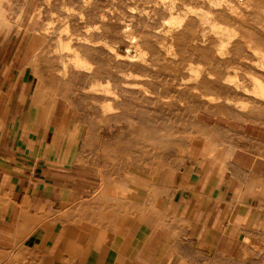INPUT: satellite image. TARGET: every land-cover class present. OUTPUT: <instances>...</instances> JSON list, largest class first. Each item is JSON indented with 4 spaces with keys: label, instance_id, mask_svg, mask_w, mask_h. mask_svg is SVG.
<instances>
[{
    "label": "rangeland",
    "instance_id": "rangeland-1",
    "mask_svg": "<svg viewBox=\"0 0 264 264\" xmlns=\"http://www.w3.org/2000/svg\"><path fill=\"white\" fill-rule=\"evenodd\" d=\"M0 5V65L27 68L41 103L71 132L73 174L89 190L118 193L121 207L133 185L157 190L193 156L227 163L264 140V0ZM75 53L87 64L77 66ZM184 249L196 263L163 264H264L260 233L231 255Z\"/></svg>",
    "mask_w": 264,
    "mask_h": 264
},
{
    "label": "crops",
    "instance_id": "crops-1",
    "mask_svg": "<svg viewBox=\"0 0 264 264\" xmlns=\"http://www.w3.org/2000/svg\"><path fill=\"white\" fill-rule=\"evenodd\" d=\"M41 103L27 68L0 65V264L196 263L264 234V140L213 163L193 156L121 207L72 168L71 132ZM70 152V153H69ZM140 183V181H138Z\"/></svg>",
    "mask_w": 264,
    "mask_h": 264
},
{
    "label": "bare ground",
    "instance_id": "bare-ground-1",
    "mask_svg": "<svg viewBox=\"0 0 264 264\" xmlns=\"http://www.w3.org/2000/svg\"><path fill=\"white\" fill-rule=\"evenodd\" d=\"M3 1V0H2ZM247 1H249V0H247ZM244 2H245V0H244ZM249 3V2H248ZM245 4V3H244ZM1 6V5H0ZM246 6V5H245ZM0 10L2 11V9H1V7H0ZM255 11V10H254ZM253 11V12H254ZM190 12V11H189ZM201 12V11H200ZM191 13V12H190ZM194 13V12H193ZM0 15L2 16V14L0 13ZM5 17V16H4ZM199 17V16H198ZM209 18V17H208ZM177 20V19H176ZM209 20V19H208ZM207 21V20H206ZM210 21V20H209ZM201 22V21H200ZM182 23V20L180 21V23L179 24H181ZM175 28V27H174ZM169 33V32H168ZM134 39V38H133ZM135 40V39H134ZM134 43H136V42H134ZM226 46V45H225ZM64 48L65 49H70V47H69V44H66V45H64ZM136 49H137V53L138 54H140L141 55V58H142V56H144L145 55V53L143 52V50L137 45L136 46ZM220 49H221V47H220ZM224 49V52H225V48H223ZM223 49H221L222 51H223ZM224 52H222V56H224L225 57V55H223L224 54ZM74 53V52H73ZM221 52H220V50H219V53L218 54H220ZM135 54V53H134ZM262 54L264 55V52H262ZM221 55V54H220ZM219 55V56H220ZM74 56H75V58H74V61H75V63L77 64V66L78 65H80L79 63H81V62H83V64L85 65V64H87V60L86 59H81V57H80V55L78 54V53H75L74 54ZM218 56V57H219ZM221 56V57H222ZM128 57V56H127ZM131 57V56H130ZM139 57V56H138ZM145 57V56H144ZM144 57H143V59H144ZM126 58V57H125ZM135 58V57H134ZM128 59V58H127ZM133 59V58H132ZM137 60L139 59V61H140V57L139 58H136ZM135 59V60H136ZM263 59V58H262ZM129 60H131V59H129ZM134 60V61H135ZM78 61H79V63H78ZM81 61V62H80ZM263 61H264V59H263ZM82 64V63H81ZM83 65V66H84ZM210 77V76H209ZM213 77V76H212ZM217 80V79H216ZM181 86H182V83H181ZM197 86H198V84H197ZM135 88H137V87H135ZM139 88V87H138ZM140 89V88H139ZM181 89V88H180ZM179 89V90H180ZM143 90V89H142ZM195 96V95H194Z\"/></svg>",
    "mask_w": 264,
    "mask_h": 264
}]
</instances>
